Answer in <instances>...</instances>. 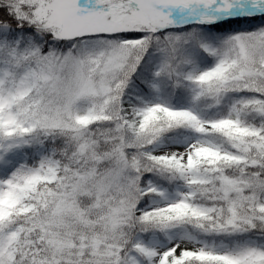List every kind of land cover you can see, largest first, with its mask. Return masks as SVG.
Wrapping results in <instances>:
<instances>
[{
  "label": "snow or ice",
  "instance_id": "obj_1",
  "mask_svg": "<svg viewBox=\"0 0 264 264\" xmlns=\"http://www.w3.org/2000/svg\"><path fill=\"white\" fill-rule=\"evenodd\" d=\"M0 264H264V0H0Z\"/></svg>",
  "mask_w": 264,
  "mask_h": 264
}]
</instances>
